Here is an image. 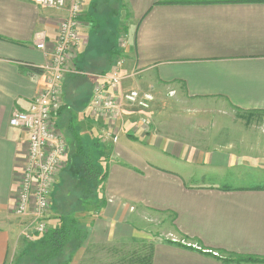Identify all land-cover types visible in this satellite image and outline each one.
<instances>
[{
    "label": "crops",
    "instance_id": "1",
    "mask_svg": "<svg viewBox=\"0 0 264 264\" xmlns=\"http://www.w3.org/2000/svg\"><path fill=\"white\" fill-rule=\"evenodd\" d=\"M89 1L82 47L71 57L83 75L65 77L54 122L68 143V159L73 131L102 134L104 123L90 109L94 76L108 72L117 57L125 59L121 92L151 91L155 102L145 110H122L124 128L107 147L105 203L89 214V241L70 264H79L92 244L135 239L154 244L152 264H264V185L232 184L243 180L233 172L258 168L257 161L264 172V156L247 155L220 132L205 143L183 135L177 113L230 107L264 114V0H107L127 20L124 50L120 41L102 50ZM67 16L68 10L36 0H0V264H7L19 228L17 196L28 158V135L10 119L44 89V75L35 68L50 62ZM39 43L46 51L37 49ZM168 104L174 112H166ZM145 116L150 130L141 124ZM148 217L164 226L160 236L146 238L130 225ZM24 218L23 234L32 222L31 215Z\"/></svg>",
    "mask_w": 264,
    "mask_h": 264
},
{
    "label": "built area",
    "instance_id": "2",
    "mask_svg": "<svg viewBox=\"0 0 264 264\" xmlns=\"http://www.w3.org/2000/svg\"><path fill=\"white\" fill-rule=\"evenodd\" d=\"M36 1L47 9L68 10V16L60 25L50 62L41 67L46 83L44 89L34 97L27 111L15 112L10 119L11 127L23 130L28 135V158L17 196V214L32 217V222L24 233L28 240H35L49 229L47 220L51 213L56 172L59 168L62 169L69 152L68 143L56 130L54 122L63 107L65 77L69 74L83 75L72 64L71 57L79 53L82 47L81 27L86 8L85 0ZM125 41L121 36L120 48L123 50L127 45ZM37 49L46 51V45L39 43ZM124 64L125 59L119 56L108 72L94 76L96 82L90 109L92 118L100 124L104 123L101 134L103 141H117L124 128L122 110L125 105L146 107L145 102L153 100L151 94L141 98L137 92H121L125 79ZM141 124L148 126L150 121L143 117ZM215 255L218 256L217 253Z\"/></svg>",
    "mask_w": 264,
    "mask_h": 264
},
{
    "label": "rangeland",
    "instance_id": "3",
    "mask_svg": "<svg viewBox=\"0 0 264 264\" xmlns=\"http://www.w3.org/2000/svg\"><path fill=\"white\" fill-rule=\"evenodd\" d=\"M90 1H86V7L89 6ZM107 0H91V10H92V18H93V31L94 36L96 37L97 41L100 42L104 40L105 47L102 50H107L115 46L119 41H121V36L126 40L127 37L123 34L124 30L123 27L127 24V20L124 17V14L119 11V7L117 6L116 2L109 5L107 4ZM109 5V6H108ZM121 34V36H120ZM114 64V62H113ZM126 81V80H125ZM124 81V82H125ZM123 82V84H124ZM127 91V90H126ZM131 92H137L144 98L146 94H154L151 91H143L140 89L129 90L126 94ZM125 94V93H124ZM169 100L174 99V93H170L166 95ZM155 97V96H154ZM155 100L150 102H145V106L134 105V108H140L145 110L149 108L151 104H153ZM129 107V105L127 104ZM125 106L124 108L127 110L128 107ZM130 108H132L130 106ZM129 108V109H130ZM152 108V107H151ZM163 108V107H162ZM166 112H174L173 106L169 105L166 107ZM180 112V113H179ZM127 113V111H125ZM179 116V122L183 128V135H187L190 138L198 137V139H204V143L206 139L212 140L214 136L218 133L219 135H225L227 143H231L234 146H237L244 150V152L253 157H257L258 159H262L264 156V114L253 113L249 115V113H243L241 111H237L230 107H210L207 111L200 112H189L187 109L185 110H177ZM196 114L194 118H188V115ZM133 115V114H131ZM182 115V116H181ZM137 116V115H135ZM140 116V115H139ZM194 116V115H193ZM141 118V117H140ZM145 118L148 119L147 116ZM94 120V119H93ZM148 125V129L150 130L152 127V121ZM100 123V122H98ZM115 123V122H113ZM111 124L113 126L114 124ZM174 122L173 125L171 124V128L174 129ZM72 137V146L74 150L71 148L70 158L68 156L66 159L69 160L68 163L62 165V169L56 172V182L52 189V203L51 208L53 206V210L50 213V217L47 220L49 227H53L55 223H57L58 218L56 215L57 209H70L72 205L75 206L78 203V196L80 195L81 191L86 189V177L81 170V162H84L87 158H91L93 164L96 166L100 173L105 174L107 171V155L108 149L107 147L111 145L114 141H103L101 136L96 133L95 131L84 130L83 131H73ZM86 136H94L90 138V141L94 143L89 145L90 141ZM90 136V137H92ZM100 137V138H99ZM98 139V140H97ZM118 141V139H117ZM116 141V142H117ZM200 141V140H199ZM203 141V140H202ZM111 142V143H110ZM115 142V143H116ZM70 143V142H69ZM106 148V149H105ZM104 152V153H103ZM264 160V159H263ZM100 163H104L103 166H100ZM65 165V166H64ZM258 168L251 169H243L240 172H233L235 174H240L243 176L242 181L233 182L232 184H240L239 186H255V185H264V172L260 169V165L257 161L256 163ZM261 165H264V161ZM64 167V168H63ZM250 167V166H247ZM101 179H98L100 184ZM104 183V182H103ZM103 183L98 184L97 190L93 191L91 195H88L86 198V204L84 207L79 206L76 207L79 213L76 214V217L81 223L88 224L90 227L93 225L92 220L89 217V214L94 212L95 207H99L101 204L105 203V198L103 193ZM234 186V185H233ZM58 195L57 198H61V195L64 197V201H57L55 197ZM92 206H89L91 205ZM18 223L17 226L19 227L17 233L15 234V243L11 248V252L9 255V260L7 264H19L18 259L20 258L22 261L20 264H32L28 260L22 259V253L25 249L26 243H33L36 239L42 237H37L33 242L32 240H28L25 237V234L22 233L23 228L22 225L29 223L26 219L19 218L21 217L18 215ZM16 223V220H15ZM130 225L135 226L138 228L137 230L142 231L144 236H152L153 238L157 235H161L164 226L160 225L159 221H151V218L140 219L139 221L130 222ZM160 225V226H159ZM91 235V232H90ZM143 236V237H144ZM165 236V235H164ZM171 238H178L176 235H169ZM162 237V236H161ZM166 237V236H165ZM139 242H145L144 239H136ZM178 240L187 243L180 238ZM179 241V242H180ZM93 245V244H92ZM98 244L99 247L91 248L90 253H84L82 258L79 260V264L83 259H87L86 262L88 264H114L119 259L118 256L114 257L115 254L120 251H124L126 254L128 251L134 249L135 242L133 240H124V241H117L111 244ZM91 246V245H90ZM102 247V248H101ZM105 247V248H103ZM124 249V250H122ZM221 255V254H220ZM218 253V256H220ZM228 257L227 255H223ZM75 259V258H74ZM77 260V257L75 261ZM78 262V261H77Z\"/></svg>",
    "mask_w": 264,
    "mask_h": 264
},
{
    "label": "trees",
    "instance_id": "4",
    "mask_svg": "<svg viewBox=\"0 0 264 264\" xmlns=\"http://www.w3.org/2000/svg\"><path fill=\"white\" fill-rule=\"evenodd\" d=\"M35 71L42 73L41 68H35ZM81 170L86 177L87 187L83 192L81 191L78 196L77 205H72L70 209H57V223H55L53 227H49L42 237L36 239V241L32 240V242L34 241L33 243H26L22 253L23 260H28L32 264H70L75 254L87 245L91 229L88 224L81 223L78 220L76 214L79 212L76 207H84L86 204H89L86 202V198L88 195L94 193V190H97L99 184L98 179H101L100 184L106 180L107 171L105 174L100 173L93 164L91 158H87L84 162H81ZM57 197L58 195L55 197L56 203L60 198ZM64 197H66V195H64ZM64 197L61 195L60 201H64ZM89 206H92V204ZM52 210L53 206L51 208V211ZM133 241L135 242V246H137L135 248L136 250L132 249L126 254L124 251L117 252L114 257L118 256L119 260L114 264L153 263L154 244L146 240H144L145 242H139L136 239ZM100 246H103V244ZM95 247H99L98 244L87 247L85 254H89L91 248ZM237 258L240 261L249 259L242 257ZM86 260L87 259H83L80 264H88ZM18 261L20 264L22 260L19 258Z\"/></svg>",
    "mask_w": 264,
    "mask_h": 264
}]
</instances>
